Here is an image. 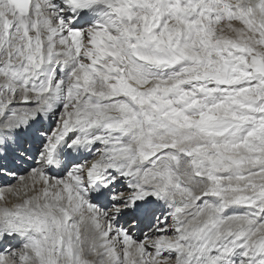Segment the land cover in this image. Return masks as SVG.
Wrapping results in <instances>:
<instances>
[{"label": "snow or ice", "instance_id": "6c2138e0", "mask_svg": "<svg viewBox=\"0 0 264 264\" xmlns=\"http://www.w3.org/2000/svg\"><path fill=\"white\" fill-rule=\"evenodd\" d=\"M0 264H264V0H0Z\"/></svg>", "mask_w": 264, "mask_h": 264}]
</instances>
